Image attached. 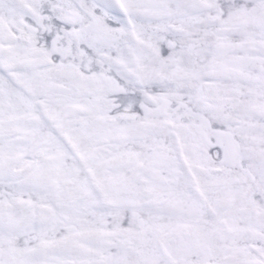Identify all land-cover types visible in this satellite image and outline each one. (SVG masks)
<instances>
[{
	"label": "snow or ice",
	"instance_id": "snow-or-ice-1",
	"mask_svg": "<svg viewBox=\"0 0 264 264\" xmlns=\"http://www.w3.org/2000/svg\"><path fill=\"white\" fill-rule=\"evenodd\" d=\"M0 264H264V0H0Z\"/></svg>",
	"mask_w": 264,
	"mask_h": 264
}]
</instances>
